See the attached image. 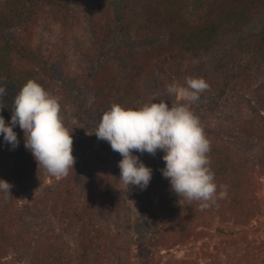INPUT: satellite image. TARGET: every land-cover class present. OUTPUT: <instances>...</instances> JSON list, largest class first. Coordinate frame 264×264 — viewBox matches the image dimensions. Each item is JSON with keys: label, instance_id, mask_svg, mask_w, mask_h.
I'll list each match as a JSON object with an SVG mask.
<instances>
[{"label": "rangeland", "instance_id": "obj_1", "mask_svg": "<svg viewBox=\"0 0 264 264\" xmlns=\"http://www.w3.org/2000/svg\"><path fill=\"white\" fill-rule=\"evenodd\" d=\"M3 1L0 0V7ZM34 1L39 21L29 25L33 29L32 39L21 29L3 34L19 45L29 46L22 49L24 57H18V68L53 77V92L58 95L60 116L66 128L74 124L84 126V131L73 137L76 178L84 189L88 176L102 161L113 172L120 173L118 162L122 157L94 134L102 114L109 108L88 115L94 99L85 79L106 61L117 62L121 70L127 67V72L133 71L131 78L137 76L138 70L132 69V55L138 48L132 36L134 17L132 14L129 20L116 21L121 17L125 0H61L60 12L55 0ZM105 9L110 12L107 21H115L108 35L100 30V25L108 30ZM263 36L264 10L243 29L221 39L212 53L196 56L189 52L183 58H168L155 65L141 84V99L136 103V108L160 100L169 105L181 104L182 98L170 96L167 86L173 83L185 86L189 77L205 79L209 88L189 107L193 113L202 114L211 103V109L202 114L204 125L211 138L229 143L242 160L244 169L239 188L245 196L247 210L237 214L224 209L201 211L198 222L193 224L180 227L174 223L181 221L179 217L174 221L160 219L155 225L139 211L131 191L119 181L118 191L123 192L121 209L116 210L115 193L111 196L113 208L104 211L97 220L110 244L104 264H264V43L258 48L259 63L253 72L251 91L237 94L235 89L225 104L216 105L221 78L238 66L252 65L254 58L247 50L254 39ZM125 79L130 85L131 79ZM211 86L214 99L208 97ZM248 123L260 130V137L251 141L242 138L238 129ZM158 153L159 150L155 156ZM133 154L144 164L155 157ZM40 169L18 200L14 234L5 224L0 226V264H40V246L48 238L68 244L74 261L79 255L77 231L62 223L53 200V195L61 190L64 177H53ZM18 234L25 238L21 247L15 243ZM161 235L170 241L168 247L150 244V238L160 239Z\"/></svg>", "mask_w": 264, "mask_h": 264}, {"label": "trees", "instance_id": "obj_2", "mask_svg": "<svg viewBox=\"0 0 264 264\" xmlns=\"http://www.w3.org/2000/svg\"><path fill=\"white\" fill-rule=\"evenodd\" d=\"M125 2L121 17L116 21L129 20L133 14L132 36L138 48L132 55V69L138 70V74L131 78L133 71L127 72V67L121 70L115 61H106L94 69L85 79L94 99L93 107L88 111L89 116L95 111L104 112L113 104L135 109L142 95L141 84L152 73L155 65L168 58H183L189 52L196 56L212 53L221 44V39L224 40L229 34H235L243 29L255 15L264 10V0H125ZM36 3L34 0H4L0 7V86L6 88V95L0 98V106H4L0 110V115H3L6 123L11 119L13 98L27 81L38 82L51 96L58 97L53 92L55 80L51 75L36 73L35 70L24 71L17 67L18 57H24L21 54L22 49L29 47L24 38L22 40L23 44L27 45L25 47L3 34L21 29L28 39H32L33 29L29 25L30 23L35 25L39 21ZM54 5L58 7V12L63 8L61 0H55ZM104 14L108 30L102 25L100 30L108 35L115 21L112 23L107 21L109 9H105ZM261 43H264V36L254 39L247 50L254 58L252 65L238 66L221 78L217 107L219 102L225 104L235 89L237 94L251 91L254 82L253 72L259 63L257 53ZM125 78L131 79L130 85L126 83ZM61 93L65 94L64 91ZM208 97L214 99L212 86ZM210 109L211 103L203 109L202 114ZM202 114L194 113L211 143L208 155L217 192L221 190L220 186H226L227 196L203 210L199 202H188L182 197L178 198L171 191L169 181L162 176L160 170L165 165L162 159L164 153L159 151L145 164L153 170L147 189L140 190L135 186L129 189L139 211L155 225H158L160 219L174 221L179 217L181 221L174 223H178L180 227L193 224L198 222L197 215L201 211L224 209L237 214L247 210L245 196L239 188L244 164L238 155H235L233 146L223 139L222 143H219L216 138H211ZM13 130L20 141L14 150L4 143L3 137L0 136V179L12 185L11 197L6 198L4 193H0V226L5 224L11 234H14L18 221V200L23 195L26 185L41 170L31 152L24 146L23 131L18 126ZM67 131L74 137L84 131V126L70 125ZM238 132L247 141L260 137L261 133L252 123L243 124ZM109 167L106 161L96 166L88 176L84 189H81L80 183L77 182L75 164L74 169H70L68 175L63 178L61 190L53 195V200L56 210H60L62 223L77 231L79 255L74 261L68 244L48 238L40 246V264H104L110 244H107L97 220L104 211L113 208L111 196L115 193L116 210L119 212L123 196V192L118 191L120 173L113 172ZM80 189L83 195L78 193ZM24 239L18 234L16 246L21 247ZM149 242L163 248L168 247L170 243L163 235L160 239L152 237Z\"/></svg>", "mask_w": 264, "mask_h": 264}, {"label": "clouds", "instance_id": "obj_3", "mask_svg": "<svg viewBox=\"0 0 264 264\" xmlns=\"http://www.w3.org/2000/svg\"><path fill=\"white\" fill-rule=\"evenodd\" d=\"M209 88L203 78L186 79L185 86L169 84L167 93L179 96L181 104L167 101L151 102L139 108H125L113 104L102 114L94 134L109 143L122 159L118 162L119 181L128 189L131 186L146 190L153 170L134 152L155 156L164 153L165 162L160 170L170 183L171 191L188 202H199L201 210L227 196V187L217 192L214 173L210 167L211 143L201 122L189 105L197 102ZM6 88L0 86V98ZM4 106H0L2 110ZM61 107L38 82L29 80L13 98L11 119L6 123L0 115V136L14 150L20 141L13 130L19 127L24 133V146L31 152L38 167L53 177H66L74 169L73 136L60 116ZM12 185L0 179V193L11 197Z\"/></svg>", "mask_w": 264, "mask_h": 264}]
</instances>
